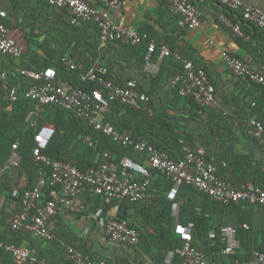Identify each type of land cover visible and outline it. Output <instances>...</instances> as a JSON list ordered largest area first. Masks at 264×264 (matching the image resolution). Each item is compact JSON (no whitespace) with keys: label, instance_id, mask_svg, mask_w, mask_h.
Listing matches in <instances>:
<instances>
[{"label":"crops","instance_id":"1","mask_svg":"<svg viewBox=\"0 0 264 264\" xmlns=\"http://www.w3.org/2000/svg\"><path fill=\"white\" fill-rule=\"evenodd\" d=\"M85 1L98 6L96 0ZM188 1L201 12L199 26L190 30L179 26V16L164 0H120L119 7L110 11V17L118 25L145 33L149 41L157 45H168L174 53L203 70L215 96L207 108H196L191 98L181 97L177 87L172 85L174 75L181 72L174 57L154 54L150 60L152 71L148 72L144 65L146 44L131 47L100 43L93 23L71 24L67 11L50 7L45 0H0V10L7 15V27L24 48V54L18 58L0 55V75L5 74L7 85L17 86L22 91L32 81L20 76L21 69L56 67L59 78L79 85L78 72H67L62 59L70 57L84 67L96 62L107 68L108 77L115 82L136 80L139 92L150 97L153 110V116L148 117L137 110L123 113L113 106L103 115L104 122L137 141L155 145L172 159L181 157L179 138L193 148L202 147L207 156L214 157L219 164L218 175L236 187L264 183V150L245 130L252 118L264 122V87L234 76L221 57L222 52H228L264 75V28L242 21L238 13L226 10L215 0ZM240 1L264 14V0ZM222 13L241 24L249 36L248 41L236 38L222 27L218 21ZM5 97L6 90L0 79V241L26 247L32 255L50 264H71L66 259L63 243L92 260H104L108 264H182L178 256L170 259L169 250L159 246L164 240L160 231L169 232L172 238L175 224L166 199L170 183L162 174L151 171L147 195L139 202L110 200L84 191L60 203V190L47 187L45 168L39 169L31 161L37 127L43 123L55 127L49 145L60 129L63 137L54 140L52 147L81 167L96 165L105 152L118 161L116 145L104 142L84 127L85 132L92 133L86 134L92 143L88 146L85 138L78 139V134L82 135L80 126L69 116L61 117V109L56 107L19 100L15 110L6 112ZM29 111L35 115L28 122L25 117ZM13 144H17L16 149H12ZM124 151L134 161L148 166L142 155ZM11 158L16 164H11ZM34 186L41 188L42 202L52 201L57 206L56 216L48 227L55 236L52 241L10 228L12 217L20 211L23 193ZM177 203L178 222L195 223L193 243L208 261L248 264L252 251H264V207L217 206L189 186L179 189ZM111 219L135 226L139 231L138 245L110 244L104 224ZM242 224H247L248 230H243ZM221 227L237 229L232 253L225 254L226 245L208 237L210 231ZM0 264L15 263L0 251Z\"/></svg>","mask_w":264,"mask_h":264},{"label":"built area","instance_id":"2","mask_svg":"<svg viewBox=\"0 0 264 264\" xmlns=\"http://www.w3.org/2000/svg\"><path fill=\"white\" fill-rule=\"evenodd\" d=\"M55 9L69 13L71 24L93 23L98 31L100 43H117L123 46L138 47L146 44L144 56L145 69L152 71L151 57L159 53L160 57H174L181 66V72L174 75L172 85L177 87L181 97H189L201 109L207 108L214 102L213 86L207 74L196 67L192 61L184 59L174 53L166 44L157 45L149 41L145 33L114 23L110 11L116 10L120 0H96L98 6H92L85 0H45ZM170 10L179 16V26L194 29L201 20L200 10L188 0H164ZM226 10L238 13L242 21L258 28H264V14L255 7L240 0H215ZM6 13L0 10V55L21 57L24 48L14 37L6 24ZM219 23L233 36L242 41H248L249 36L244 32L241 24L226 14H220ZM221 57L227 69L234 76L247 82L264 87V75L255 72L242 59L222 52ZM62 64L71 71L78 72L80 86H74L58 77L54 68L41 70L21 69V77L32 81L26 90L6 84L5 74L0 75L6 90V112L14 110L19 100L30 101L42 107H56L87 122L91 129L100 136L107 138L116 146L142 155L145 166L124 155L115 161L109 153L101 155L100 161L92 167L79 168L76 161L52 160L46 149L55 134V127L43 123L37 127L33 136L31 158L39 169L48 167L47 187L51 190L59 189V202L74 198L84 191L103 196L110 200H121L135 203L143 200L147 195L151 171L162 174L170 183L166 199L170 202V210L175 219L173 234L182 242L169 250L167 256L171 259L178 256L182 264H222L208 261L204 252L193 243L195 225L192 221L182 224L178 222L177 194L181 187L189 186L199 193L209 197L217 204H249L264 207V183L236 187L218 175L219 164L214 157H209L202 147L193 148L185 139H178L181 153L179 159H172L162 149L151 143L137 141L130 135L120 132L110 123L102 120L113 104L122 107V112L137 110L148 117L153 116L151 101L148 95L140 93L137 81L128 79L122 83L115 82L108 77V70L96 62L84 67L78 65L70 57H64ZM35 115L29 111L26 120ZM33 126V125H31ZM246 134L264 150V122L255 118L246 123ZM80 138V137H79ZM85 143L91 146L89 138ZM17 144L12 145L16 149ZM11 164H16L11 158ZM138 176V177H137ZM41 188L34 186L26 190L21 198L20 211L10 221L13 231L28 233L34 237L52 241L55 236L49 231V223L55 218L57 206L52 201H41ZM243 230H248L247 224H242ZM104 233L112 245L136 246L139 243V231L135 226L116 219L108 220L104 224ZM234 227H221L209 232L208 237L226 245L223 252L232 253L236 247ZM65 256L71 264H108L104 260L95 261L85 256L80 250L63 243ZM0 250L9 255L15 264H50L42 258L32 255L31 251L13 243L0 241ZM248 264H264V251H252Z\"/></svg>","mask_w":264,"mask_h":264},{"label":"trees","instance_id":"3","mask_svg":"<svg viewBox=\"0 0 264 264\" xmlns=\"http://www.w3.org/2000/svg\"><path fill=\"white\" fill-rule=\"evenodd\" d=\"M156 54V53H155ZM49 68H52V67H49ZM45 69V68H44ZM56 71H57V68L55 67L54 68ZM67 72H69V73H73V72H70L68 69L66 70ZM180 71H181V66H180ZM58 72V71H57ZM75 73V72H74ZM179 73V72H178ZM177 73V74H178ZM65 75H67V74H65ZM62 78H66L65 76H63ZM74 86H80V84L79 85H76V84H74ZM196 105V104H195ZM113 106H115V107H119V109L120 110H122V107L121 106H119L117 103L116 104H113ZM112 106V107H113ZM196 108H199L197 105H196ZM14 110H15V107H14ZM128 111V110H127ZM27 114H28V112L26 113V117H27ZM59 114L61 115V117L62 116H69V117H71L75 122H76V124L77 125H79L80 126V128H81V132H82V135L81 134H78V139L79 140H83L84 138H86V134H90V132H85L84 130H83V128L84 127H87L88 128V130H91L92 132H94L92 129H91V127H89L88 126V124H87V122L86 121H84V120H82V119H79V118H77V117H75L73 114H71V113H68V112H65V111H63V110H60L59 111ZM25 117V118H26ZM94 133H96V132H94ZM92 134V133H91ZM90 134V135H91ZM99 137H101V139H103L104 140V142H110L107 138H105V137H102V136H100L98 133H96ZM79 136H80V138H79ZM61 137H63V136H61V133H60V129H58L57 130V134H56V136H55V139H53V141L51 142V144L49 145V147L47 148V150L45 151V153L52 159V160H57V161H66V162H69V161H72V159H69V158H65L64 156H62L61 154H60V152L58 151V149H56V148H54V147H52V144L54 143V140H57V139H59V138H61ZM91 138H93L92 136H91ZM111 144H113L112 142H110ZM113 145H115V144H113ZM114 147V146H113ZM116 148H115V152L117 153V155H118V157L119 158H121V157H123L124 155H125V149H122V148H120V147H118V146H115ZM57 154H58V156H57ZM32 161V160H31ZM32 164H33V161H32ZM93 166V165H92ZM91 165L90 166H85V167H81L80 165H78V167L79 168H87V167H92ZM95 166V165H94ZM45 170H46V172H47V175L49 174V169H48V167H45ZM258 185V184H257ZM192 188V187H191ZM194 189V188H193ZM205 196V195H204ZM205 197H207V196H205ZM207 198H209V197H207ZM210 199V198H209ZM212 200V199H211ZM212 202L215 204V205H219V204H217L215 201H213L212 200ZM170 204L169 203H167V207H170L169 206ZM219 206H221L222 207V205H219ZM187 222H189V221H186V222H181L182 224H186ZM194 223V222H193ZM194 225H195V223H194ZM174 227V226H173ZM195 230V229H194ZM161 232V234L163 235V242L159 245V246H162L163 248H166V250L168 251V250H171V249H173L174 247H176V246H180L181 244H182V242L173 234V231H172V238L170 237V233L169 232H165V231H160ZM217 239L219 240V242H220V239H219V237H217ZM0 251H2L3 253H5L3 250H0ZM8 257H9V255L7 254V253H5ZM10 258V257H9ZM11 259V258H10ZM12 260V259H11ZM13 262V261H12Z\"/></svg>","mask_w":264,"mask_h":264}]
</instances>
